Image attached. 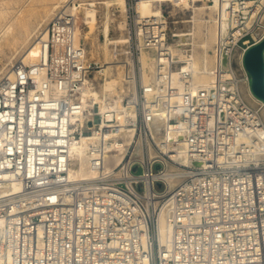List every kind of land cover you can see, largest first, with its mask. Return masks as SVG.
<instances>
[{
  "label": "built area",
  "instance_id": "built-area-1",
  "mask_svg": "<svg viewBox=\"0 0 264 264\" xmlns=\"http://www.w3.org/2000/svg\"><path fill=\"white\" fill-rule=\"evenodd\" d=\"M136 1L121 107L85 94L89 80L100 90L101 63L77 41L70 4L48 23L38 59L0 76V185L21 183L0 186L4 264H264V100L245 65L264 40V0H224L228 28L206 84L194 80L190 44L173 47L191 7L164 0L146 17ZM142 49L154 53L148 81ZM84 134L90 174L73 176Z\"/></svg>",
  "mask_w": 264,
  "mask_h": 264
},
{
  "label": "bare ground",
  "instance_id": "bare-ground-1",
  "mask_svg": "<svg viewBox=\"0 0 264 264\" xmlns=\"http://www.w3.org/2000/svg\"><path fill=\"white\" fill-rule=\"evenodd\" d=\"M163 1L164 0H137L136 11L141 16L146 17L161 15ZM175 1L183 3L186 7H191L189 0ZM193 1L195 2L192 5L194 14L190 16V20L186 23L185 29L177 30L176 35L179 36V38L176 39V43L173 45V47L176 51L180 52L179 45L183 43V41H186L187 44H190L194 65V80L198 84H206L210 81H215L217 78L216 73L219 69V50L217 45L220 42L221 38L226 34L228 25L222 14L224 0H213L214 4H210L208 1H205L204 4L199 5H196L198 0ZM99 3L104 4L106 11H104V15L100 19L99 24L90 22L89 30L84 33V36L85 38H88L89 35L96 30H98L99 33L103 35V40L99 39V44L98 46L96 45V53H98L99 56L103 55L102 59L100 58V60H96L97 62L101 63V68L96 71V76H101V88L99 90L90 87L91 80H89L85 94L89 97H96L97 99L101 100L103 98L110 99L112 101V105L114 104L115 106L121 107L120 105H122V94L120 87H122L123 81L116 79L114 73L117 70L116 72L118 77L126 75L128 62L134 64V61L130 57L128 50L130 37L129 34L125 32L128 22L126 19L120 20L117 25V29L119 30V32L115 31L114 22L117 20L118 14L114 12L112 5L114 3H117L118 6L122 7V9L120 10L121 15H126V11L128 9L127 0H103L99 1ZM73 9L76 10V7H74ZM202 26H205V28H203V30H205L204 32L202 30ZM80 30L81 26L78 23L77 17V41H79L81 38ZM33 32L34 29H20L19 34L21 35V40L16 41V43L19 44L20 47L22 46V49L27 46L28 43H30L28 48L21 56V59H24L25 62L36 61L32 58V56L34 53H38L39 55L42 42L41 38H46L47 35L45 29L37 35V38L32 41V37L34 35ZM216 42L217 45L215 48L214 44ZM17 52H15L14 54H16ZM118 53H121L122 56L119 57ZM116 55L118 56V58H115ZM90 60L93 59L91 58ZM141 64L144 79L148 81L152 78V72L154 71V53L147 49H142ZM174 75L176 76V71H174ZM246 96L253 105H256V101L249 95L248 92L246 93ZM101 107L105 108L106 104L102 105ZM262 114L264 119V109L262 110ZM258 135H260L261 141L258 144H255L256 150H258L257 152L260 151L264 153V128L258 132ZM90 140L91 137L89 136V134H84L72 146L71 152L73 157L75 158V164L71 169V174L73 176L90 174L86 161V158L88 156V151L86 149L88 148ZM245 140L248 139L245 138ZM0 186L2 187L1 190L3 192L7 190H19L21 188V183L19 181H10ZM3 223V220L0 219V241L3 234ZM157 228L160 242L164 245H167L172 235L173 228L168 221L166 212L160 213ZM0 264H4V261L1 257Z\"/></svg>",
  "mask_w": 264,
  "mask_h": 264
},
{
  "label": "rangeland",
  "instance_id": "rangeland-1",
  "mask_svg": "<svg viewBox=\"0 0 264 264\" xmlns=\"http://www.w3.org/2000/svg\"><path fill=\"white\" fill-rule=\"evenodd\" d=\"M99 1L103 0H0V76L2 73L8 71L11 63H13L16 59H21L22 54L30 45V43H28L27 46L22 49V46L20 47L19 44L16 43L17 40H21V35L19 34L20 29H34V35L32 37L33 41L37 38L38 34L46 29L48 23L51 21L57 10L61 6L67 4L76 7L75 11L78 17V23L81 26L80 40L84 43L86 42L85 44L88 56L90 59L92 58L95 61L97 59L100 60V58L102 59L103 55L99 56L96 52L99 44L98 40H103V35L96 30L90 34L88 38H85L84 36V33L89 30L90 22L99 24L100 19L104 15V11H106L104 4H100ZM205 1L207 0H198L196 5L204 4ZM189 3L191 4V10L188 14H191L190 16H192L194 14L192 5L195 2L193 0H189ZM210 4H214V1ZM127 6L128 9L126 11V15H121L120 10L122 7L118 6L117 3H114L112 8L114 9V12L118 14L117 20L114 22L115 31L119 32L117 29L118 22L122 19H126L128 23L125 32L128 34V30L130 28L129 16L131 15V9L128 3ZM133 12L134 11H132V13ZM203 28H205V26H202V30ZM204 31L205 30H203V32ZM130 45L131 43L129 44L128 50L131 48ZM214 45L216 48L217 42ZM15 52L17 53L14 54ZM32 58L37 60L38 53H34ZM116 71L114 73L116 79L123 81L125 75L118 77ZM92 77L96 79L97 82H101V76H96V72L93 73Z\"/></svg>",
  "mask_w": 264,
  "mask_h": 264
},
{
  "label": "water",
  "instance_id": "water-1",
  "mask_svg": "<svg viewBox=\"0 0 264 264\" xmlns=\"http://www.w3.org/2000/svg\"><path fill=\"white\" fill-rule=\"evenodd\" d=\"M264 40L249 48L245 56V65L251 76L253 93L264 100ZM160 185V183H159Z\"/></svg>",
  "mask_w": 264,
  "mask_h": 264
}]
</instances>
